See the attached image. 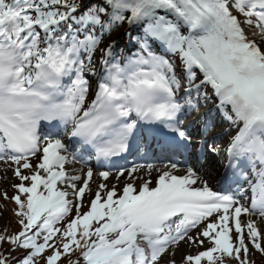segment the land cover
I'll return each instance as SVG.
<instances>
[{"label":"snow or ice","instance_id":"1","mask_svg":"<svg viewBox=\"0 0 264 264\" xmlns=\"http://www.w3.org/2000/svg\"><path fill=\"white\" fill-rule=\"evenodd\" d=\"M191 152L218 158L215 183L174 159ZM0 162L20 181L0 264H39L48 249L44 264L74 252L68 264H177L182 241L205 238L180 264H254L264 0H0Z\"/></svg>","mask_w":264,"mask_h":264},{"label":"rangeland","instance_id":"2","mask_svg":"<svg viewBox=\"0 0 264 264\" xmlns=\"http://www.w3.org/2000/svg\"><path fill=\"white\" fill-rule=\"evenodd\" d=\"M193 115H195V113H193ZM191 118H192V116H189V118L186 120L190 121ZM221 127L224 129H227L228 125L225 123V124L221 125ZM219 130L220 129L218 128L217 131H219ZM233 133H234V130L230 131L229 135H232ZM227 139H228V137L225 136L223 138V140L221 141V143H226ZM216 160H217L216 157H212V159H211L212 163L208 164V159L204 158L203 159V161H204L203 165L204 166H202V164H199L200 171L207 170L210 174H212L214 172L215 167L217 166ZM33 163H35V161H33ZM22 171L25 175L29 174L28 170H22ZM122 181H120L118 184H122ZM137 181L139 183V180H136L135 182H137ZM19 183H20V181L18 178L14 177L12 169L9 168L5 164H0V232L4 231L5 228H7V231L9 232V234L16 233L17 231L20 230V228L18 226L19 224L17 223V217H16L15 211H14L17 208V205L11 199V197L13 195H15L17 192V190L13 187V185L19 184ZM25 184L26 185L30 184V181H25ZM5 192L7 193L8 199H5V196H4ZM85 196H87V199L84 202L85 207H83L81 209L82 212L88 210L87 206L89 204V195L86 194ZM23 198L24 197L22 196V199ZM74 214H75V211L73 210L72 215H74ZM70 218H71V216L68 217V219H70ZM3 245L6 247V244H3ZM2 246H0V251H3L5 249V247H2ZM207 246H211V245L207 242L206 238H205V244L203 245V247H200L197 245H189L187 242L181 243V248L183 249L182 250L183 255L184 254H192V255L196 254L199 251H202L203 248H205ZM50 252H51V250H50ZM75 256H77V255H75ZM174 258L178 264L180 259L177 257V255H175ZM69 259L66 258L65 262H63L62 264L68 263ZM249 259L252 260L254 262V264H264V254L256 252L255 250H252L250 252ZM202 264H206V262H202ZM230 264H236V261L231 260Z\"/></svg>","mask_w":264,"mask_h":264},{"label":"bare ground","instance_id":"3","mask_svg":"<svg viewBox=\"0 0 264 264\" xmlns=\"http://www.w3.org/2000/svg\"><path fill=\"white\" fill-rule=\"evenodd\" d=\"M162 155H167L166 153H164V154H162ZM180 158H182V157H180ZM204 158H208L209 159V162L208 163H212L211 162V157H209V156H205ZM196 159H198V157L197 156H194V157H192L190 160H189V163L191 164V163H193V162H197V160ZM183 160V159H182ZM140 163H149V162H151V163H157V164H159V163H166L167 161L166 160H145V159H143L142 158V160H140L139 161ZM198 163V162H197ZM187 165H184V164H181V167H186ZM83 166L82 165H78V168L76 169L74 166H71V168H74L75 170H79V169H81ZM84 171H86V168H84ZM77 172V171H76ZM204 173H208L207 171H204V172H202L201 174H204ZM137 175H140V176H142L143 177V179H141V180H139V185L143 182L142 180H146V179H149V177H148V175L145 173V172H140V173H138ZM155 175V172H153L152 174H151V180L153 181V183H154V176ZM124 181H125V179H123V181H122V184L124 183ZM98 183V180H97V178H95L94 179V181H93V184H94V186L92 187L93 188V190H95V188H96V184ZM108 183H109V185L111 186V184H113V183H116V181L114 180V179H112V178H110L109 179V181H108ZM137 183V182H136ZM122 184H118L117 185V191H119V189L120 190H122V187H123V185ZM119 193V192H118ZM94 194V193H93ZM103 195V194H102ZM90 199H91V197H90ZM253 218H256V217H253ZM181 246H180V244H179V247H178V250H177V252H176V255H177V257L181 260V257H182V255H183V253H182V248H180Z\"/></svg>","mask_w":264,"mask_h":264},{"label":"trees","instance_id":"4","mask_svg":"<svg viewBox=\"0 0 264 264\" xmlns=\"http://www.w3.org/2000/svg\"><path fill=\"white\" fill-rule=\"evenodd\" d=\"M6 244V243H5ZM2 247H5L4 245ZM9 248V245L6 244V247L5 249ZM4 249V250H5ZM51 252H50V249L46 250L45 253L43 254V256L40 258V261H39V264H44V259L43 257H46L47 255H50ZM74 254H76L75 252L72 253L70 256H62V258L58 261V264H62L63 262H65L66 258H70L72 257ZM13 255H18V253H13Z\"/></svg>","mask_w":264,"mask_h":264}]
</instances>
